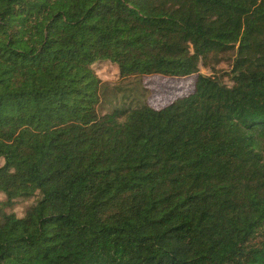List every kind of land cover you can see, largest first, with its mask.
<instances>
[{
    "label": "trees",
    "instance_id": "1",
    "mask_svg": "<svg viewBox=\"0 0 264 264\" xmlns=\"http://www.w3.org/2000/svg\"><path fill=\"white\" fill-rule=\"evenodd\" d=\"M0 196V264H264V0H0Z\"/></svg>",
    "mask_w": 264,
    "mask_h": 264
},
{
    "label": "rangeland",
    "instance_id": "2",
    "mask_svg": "<svg viewBox=\"0 0 264 264\" xmlns=\"http://www.w3.org/2000/svg\"><path fill=\"white\" fill-rule=\"evenodd\" d=\"M233 55L225 58L218 66L217 72L200 66V73L211 76L223 77L225 72L231 70ZM95 70L103 84V110L110 111L114 106L132 100H144L155 108L164 107L180 97H185L194 92L197 75L185 78H172L161 75H148L141 78L131 77L121 79L118 66L111 62L95 65ZM226 83H230L224 78ZM2 197L0 196V201ZM31 201H24L17 205L16 211L21 215Z\"/></svg>",
    "mask_w": 264,
    "mask_h": 264
}]
</instances>
